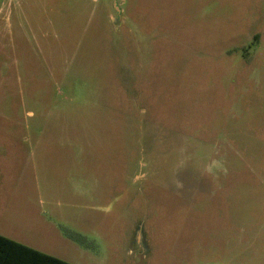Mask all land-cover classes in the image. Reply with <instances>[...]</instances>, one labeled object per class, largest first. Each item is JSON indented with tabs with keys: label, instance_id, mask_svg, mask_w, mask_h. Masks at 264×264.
<instances>
[{
	"label": "rangeland",
	"instance_id": "374dc122",
	"mask_svg": "<svg viewBox=\"0 0 264 264\" xmlns=\"http://www.w3.org/2000/svg\"><path fill=\"white\" fill-rule=\"evenodd\" d=\"M0 197L71 264H264V0H0Z\"/></svg>",
	"mask_w": 264,
	"mask_h": 264
},
{
	"label": "trees",
	"instance_id": "16d2710c",
	"mask_svg": "<svg viewBox=\"0 0 264 264\" xmlns=\"http://www.w3.org/2000/svg\"><path fill=\"white\" fill-rule=\"evenodd\" d=\"M0 264H71L0 235Z\"/></svg>",
	"mask_w": 264,
	"mask_h": 264
},
{
	"label": "crops",
	"instance_id": "0c3cea01",
	"mask_svg": "<svg viewBox=\"0 0 264 264\" xmlns=\"http://www.w3.org/2000/svg\"><path fill=\"white\" fill-rule=\"evenodd\" d=\"M1 192H3V191H1ZM8 209L9 208L6 207V204L4 203L3 198L0 197V228H1V226H5V224L3 222L5 221L6 212L8 211ZM0 235H2L4 237H7V238H9V239H11L13 241L22 243L21 241H18L17 239H14L13 235L7 234L5 231H2L1 229H0ZM22 244H24V243H22ZM24 245H27V244H24ZM27 246L31 247L30 245H27ZM32 248H34V247H32ZM34 249H36V248H34ZM36 250H38V249H36Z\"/></svg>",
	"mask_w": 264,
	"mask_h": 264
}]
</instances>
